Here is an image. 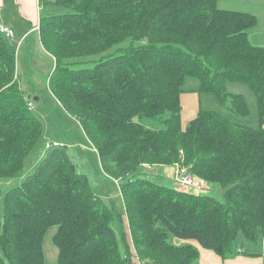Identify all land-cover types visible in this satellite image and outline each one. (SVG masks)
Listing matches in <instances>:
<instances>
[{"label": "trees", "instance_id": "obj_1", "mask_svg": "<svg viewBox=\"0 0 264 264\" xmlns=\"http://www.w3.org/2000/svg\"><path fill=\"white\" fill-rule=\"evenodd\" d=\"M37 32L53 58L47 86L75 118L115 181L143 165L179 164L211 195L131 177L119 184L125 218L78 172L65 147L50 145L34 171L7 191L0 217V264H198L195 241L221 259L240 237L253 247L264 236V47L247 30L255 15L221 9L217 0H38ZM123 45V46H121ZM114 48L117 54L74 67ZM214 93L225 114L198 109L181 121L185 80ZM230 81L255 97L248 106L226 90ZM236 119V120H235ZM43 131L16 75V51L0 34V178L18 177ZM121 225L120 239L111 222ZM120 242L123 250L120 249ZM246 256H261L243 249Z\"/></svg>", "mask_w": 264, "mask_h": 264}, {"label": "rangeland", "instance_id": "obj_2", "mask_svg": "<svg viewBox=\"0 0 264 264\" xmlns=\"http://www.w3.org/2000/svg\"><path fill=\"white\" fill-rule=\"evenodd\" d=\"M35 4L37 16L46 13L47 10L43 9L42 5H39V3L37 4V1ZM5 5L6 12H12V10L15 12V20L10 18L11 30L13 31L14 37L13 39H8V41L15 47L16 51V75L19 86L29 101L32 114L41 121L43 131L40 139L26 157L22 173L18 177L12 179L0 178V217L3 216V199L7 191L12 187L19 186L21 182L34 171L40 159L48 150L46 145H52L53 143L65 147L76 164L77 171L87 175L92 190L102 198L107 205L114 207L116 214L121 215L123 218H125V214L119 184L126 181L127 177L147 178L158 184L170 187H181L182 189L188 190L187 187L175 183L173 178L170 177L172 175L174 176V165H154L153 168L140 167L134 174L118 179L117 182H115L113 178L105 175L100 167L98 155L84 135L79 122L66 113L64 108L52 96L48 89L47 79L49 73L53 69V60L43 49L38 38V32L26 33V35L28 34L27 39L23 41L22 38L21 41H18L20 35L29 28V8H23L21 0H6ZM217 6L221 9L244 11L255 15L257 18V25L248 29L247 34L253 45L264 47V0H217ZM15 10L20 13L19 15H21L22 18L17 15ZM117 53L118 51L112 48L99 55L88 57L86 58V62L75 65L74 67L91 66V62L104 59L110 54ZM198 88V81L192 78L186 79L182 85L183 92L180 94V103L181 119L183 117L182 123L184 126H187L189 123V109L187 108L191 106H195V109H197L196 107L198 105V107L203 110L226 113L214 93L199 92ZM226 90L233 94H240L244 98L249 109V114L246 117L247 122L252 127H256L257 111L255 97L249 87L240 82L230 81L226 84ZM187 97H190V100H194L195 98V101L191 102L187 100ZM197 181L199 182V180ZM202 184L204 187L199 193L211 195L218 200L223 199V189L219 184L205 182ZM111 226L120 239V228L125 226V223L121 225L116 219L111 222ZM54 231L55 227L50 228L42 242L44 258L47 264H57V249L51 241ZM188 242H194V245L199 250L198 264H207L206 262H202V260L206 253L213 254L212 251L199 247L195 241ZM241 246L243 249H255L264 257L262 238L257 243V246L253 247L248 242H243L242 239L238 237L233 244V252L228 258L230 259L236 256L246 257V255L239 253ZM120 249L123 250L121 242ZM226 259H221L222 263L220 261V263L216 262L215 264H223V261Z\"/></svg>", "mask_w": 264, "mask_h": 264}, {"label": "crops", "instance_id": "obj_3", "mask_svg": "<svg viewBox=\"0 0 264 264\" xmlns=\"http://www.w3.org/2000/svg\"><path fill=\"white\" fill-rule=\"evenodd\" d=\"M36 1L38 4V0H21L22 7L23 8H25V7L29 8V12H30L29 18L30 19L28 20L29 28L26 31H24L23 34L20 35L18 41L19 40L21 41L22 38H23V41H25V39H27V36L30 32L32 33L34 31H37V24H38V17L39 16L36 15V9H37L35 6ZM5 2H6V0H0V24L6 25L9 28H12L11 23H10V18L15 20V12L13 10H12V12H8V11L6 12L5 11V9H6L5 8L6 7ZM16 13L20 18H22L21 15H19L20 13L18 11H16ZM26 33H28V34L26 35ZM52 60H53V58H52ZM35 99H37V98H35ZM190 99H191L190 97H187V100H189L191 102L195 101V98H194V100H190ZM196 108L197 109H195V106H191V107L187 108V109H189L188 115H189L190 119L193 118L195 116L196 112L198 111V109H199L198 105ZM182 119H183V117H182ZM182 119H181V121H182ZM153 167L154 166H148V165L142 166V168H153ZM172 176H170V177L172 178ZM177 188L182 189L181 187H177ZM182 190H186V189H182ZM190 243H192L194 245V242H190ZM262 246L264 249V236L262 237ZM200 252H201V250H200ZM212 253L213 254L206 253L204 255L202 262H206L207 264H209V263L215 264L216 262L220 263V261H221V263H222L221 258L218 255H216L213 251H212ZM263 260H264V257H262V255L257 256V257L236 256V257H232L230 259L229 258L226 259L225 261H223V264H264Z\"/></svg>", "mask_w": 264, "mask_h": 264}, {"label": "built area", "instance_id": "obj_4", "mask_svg": "<svg viewBox=\"0 0 264 264\" xmlns=\"http://www.w3.org/2000/svg\"><path fill=\"white\" fill-rule=\"evenodd\" d=\"M0 34L8 39H13L14 34L11 28L6 25L0 24ZM51 144H47L46 147H50ZM52 145H56L53 143ZM175 171L174 176L172 177L174 182L180 186L187 187L188 190H193V192L199 193L204 187L203 182L197 181L196 178L187 170V168L180 166L179 164H174ZM117 182V181H115Z\"/></svg>", "mask_w": 264, "mask_h": 264}]
</instances>
